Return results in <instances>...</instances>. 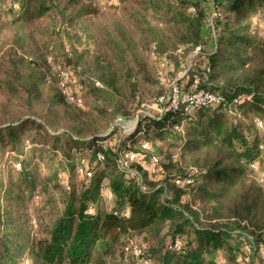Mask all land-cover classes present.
Segmentation results:
<instances>
[{"label": "trees", "instance_id": "trees-1", "mask_svg": "<svg viewBox=\"0 0 264 264\" xmlns=\"http://www.w3.org/2000/svg\"><path fill=\"white\" fill-rule=\"evenodd\" d=\"M213 9L221 14L215 37L205 28ZM257 19L264 26V0H116L105 11L83 0L0 2V264H137L125 249L129 241L144 243L152 264H225L229 238L237 264L242 235H252L259 263L264 192L248 164L264 142L245 114L264 104ZM196 46L201 88L227 99L252 93L253 102L239 105V116L200 109L181 130L179 120L144 117L125 136L135 157L131 172L118 170L115 150L102 151L98 140L118 136L162 95L163 58L173 77L172 61L175 70ZM52 54L81 79L83 105L90 98L94 106L70 105L46 82ZM159 140L170 147L166 162ZM152 158L158 177L149 175ZM185 176L194 179L188 199L174 183Z\"/></svg>", "mask_w": 264, "mask_h": 264}, {"label": "built area", "instance_id": "built-area-1", "mask_svg": "<svg viewBox=\"0 0 264 264\" xmlns=\"http://www.w3.org/2000/svg\"><path fill=\"white\" fill-rule=\"evenodd\" d=\"M87 4L99 11H105L108 6L116 3V0H84ZM17 8V6H15ZM191 11L194 8L191 7ZM221 18V14L213 9L205 20V28L209 30L211 35L215 37L217 28L215 23ZM201 46L194 47L184 61L180 62L178 66L173 70L174 76H168V70L165 69V59L163 58L158 70L159 82L166 87V91L160 95L153 102L143 104V107L138 109L134 115V118L126 125L122 126L118 136H114L112 140L99 139L97 144L101 147L102 151L112 147L116 154V165L118 170L130 173V163L135 161L134 154L129 149L131 147V140L125 139V136L133 134L137 128V124L144 117H150L156 120H161L165 117H169V120H179L180 123L175 125V128L181 130L185 122L191 120L195 112L203 108H221L225 110L231 116H239L237 107L244 103L253 102L252 93H237L230 99L225 98L223 95L217 92H212L200 87V77L197 71V63L194 62L195 57L199 54ZM177 53L182 52V48L177 49ZM153 54V53H152ZM50 60H48V63ZM48 82L55 84L64 100L77 107L83 106V98L80 92V78L78 75L72 73L70 70L62 67L59 64H53L50 72L46 76ZM98 84V83H97ZM264 109V104L261 105ZM168 122V120H167ZM114 125H119V121H116ZM255 125L258 129L263 128V123L260 120L255 121ZM127 127V129H126ZM111 127L105 135H108L112 130ZM139 131L137 135L141 134ZM141 147L148 150L150 144L147 141L141 143ZM258 155L253 158L248 168L252 172V177L257 186L264 192V144L258 145ZM175 158V156H173ZM97 161L103 160V153L101 151L96 154ZM150 165L153 167L152 171L156 174H161L159 161L156 158H152ZM79 174H83V170H78ZM86 176L90 177L91 173L86 172ZM194 182L193 177H177L174 180L175 185L184 191V198L188 199L189 193L187 187ZM101 190H103L101 188ZM172 248L175 251H179L181 248V240L175 238L173 240ZM256 245L253 242L252 235H242L240 240L239 249L235 251L236 263L246 264L247 262H253L257 264H264V243H260L257 246L259 263L253 256ZM126 250H129L134 257L137 264H152L149 258H146L144 250L146 245L144 243L136 244L129 241L126 245Z\"/></svg>", "mask_w": 264, "mask_h": 264}, {"label": "rangeland", "instance_id": "rangeland-1", "mask_svg": "<svg viewBox=\"0 0 264 264\" xmlns=\"http://www.w3.org/2000/svg\"><path fill=\"white\" fill-rule=\"evenodd\" d=\"M6 1L7 0H0V2H2V3H6ZM83 2L84 3H86L84 0H83ZM87 4V3H86ZM99 14H103V13H99ZM256 21V23L258 24V26H255V27H257V29H259V31L261 32L260 34H263V32H264V26H262L261 25V23H260V21H258V19L257 20H255ZM208 45L209 44H207L204 48H205V50H208L209 49V47H208ZM48 60H50V62L48 63ZM171 60H173V59H171ZM175 61L176 60H173L172 61V64H174L175 65ZM57 64V62H56V59H55V56L52 54V56H50V57H48V59L45 61V65L46 66H44L45 67V70H44V74H45V80H46V76H47V74L50 72V70H51V67H52V65L53 64ZM173 65V66H174ZM170 67V68H173V70H174V67ZM79 68H81V67H79ZM79 70H81V69H79ZM170 72H173V71H170ZM170 74V73H169ZM81 80V79H80ZM46 82L48 83V84H53L54 85V83H52V82H48L47 80H46ZM160 85L162 86V93L161 94H163L165 91H166V87L164 86V85H162L161 83H160ZM205 89V88H204ZM84 95V94H83ZM85 99V103H84V105L83 106H81L80 108H86V105L87 106H89V107H92V106H94L95 105V101L94 100H92V99H90V98H84ZM69 104V103H68ZM71 105V104H70ZM73 105V104H72ZM77 107V106H76ZM246 118H248L249 119V121L250 122H252L253 120H260L262 123H263V128H261V129H255L254 130V132H255V134H256V139L257 140H259L260 142H264V111H263V109H261V108H252V109H247L246 108ZM177 122H175V124H176ZM251 124V123H250ZM252 125V124H251ZM126 129H127V127H126ZM184 130V129H183ZM151 136H152V134H151ZM159 146H160V148H161V150H160V152H159V155L163 158V161L164 162H166V161H168V155H169V152H170V147H168L166 144H165V142H163L162 140H159L158 141V143H157ZM262 144H264V143H262ZM138 145L137 144H135L133 147H137ZM11 150H10V148L9 147H7L6 149H5V152H4V154L5 155H11ZM14 168H15V170H19L20 169V166H19V164L18 163H15L14 165ZM143 166H144V170H146L148 167H149V163H148V161H146V162H144V164H143ZM97 173H99V172H96V174ZM149 175H151L152 177L153 176H156V177H158V174H156V173H154L153 171L152 172H150V174ZM59 177L61 178V183L63 184V185H66L67 184V174L64 172H62V173H60V175H59ZM107 179V178H106ZM112 197H110V195L109 194H105L104 193V200H105V202L107 203V204H109V203H111L112 202ZM233 245H234V242L232 241V239H227V241L225 242V248H224V252H225V255H224V259H225V261H224V263L225 264H233V262H232V257L230 256V252H228L229 250H231L232 248H233ZM238 250V249H237ZM229 253V254H228Z\"/></svg>", "mask_w": 264, "mask_h": 264}]
</instances>
